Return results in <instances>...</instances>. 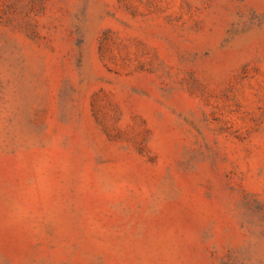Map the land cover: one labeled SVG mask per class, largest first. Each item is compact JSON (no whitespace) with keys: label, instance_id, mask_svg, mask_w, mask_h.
Here are the masks:
<instances>
[{"label":"rangeland","instance_id":"1","mask_svg":"<svg viewBox=\"0 0 264 264\" xmlns=\"http://www.w3.org/2000/svg\"><path fill=\"white\" fill-rule=\"evenodd\" d=\"M0 264H264V0H0Z\"/></svg>","mask_w":264,"mask_h":264}]
</instances>
